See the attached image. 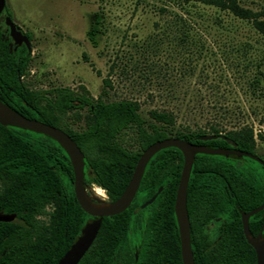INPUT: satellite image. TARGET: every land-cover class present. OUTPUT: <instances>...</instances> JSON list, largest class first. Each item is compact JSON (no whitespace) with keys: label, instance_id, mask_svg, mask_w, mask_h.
Wrapping results in <instances>:
<instances>
[{"label":"trees","instance_id":"16d2710c","mask_svg":"<svg viewBox=\"0 0 264 264\" xmlns=\"http://www.w3.org/2000/svg\"><path fill=\"white\" fill-rule=\"evenodd\" d=\"M192 1L247 19L264 36V12L243 7L239 0ZM100 23L95 18L91 34ZM30 59L23 44L10 48L0 28V101L27 118L66 132L83 154L84 184L101 188L109 201L126 187L141 152L166 137L208 147L234 145L255 154L252 128L227 130L209 123L173 130L176 118L170 110H149L151 121H146L134 100L104 101L101 96L92 97L83 86L80 91L33 89L23 80ZM78 109L85 110L84 126L74 129L66 118ZM127 129L137 149L119 140ZM204 135L216 138L205 140ZM182 162L176 147L156 152L129 206L102 218L92 244L77 264H182L174 213ZM154 194L153 201L142 207ZM263 202L264 166L259 162L247 156L195 154L186 194L194 264H256L254 249L243 235L241 212ZM0 211L14 215L11 221H0V264H56L83 225L93 219L75 198L73 170L64 149L44 134L2 124ZM263 222L264 208L249 217L253 236ZM210 223L215 224L213 235L207 231Z\"/></svg>","mask_w":264,"mask_h":264},{"label":"rangeland","instance_id":"374dc122","mask_svg":"<svg viewBox=\"0 0 264 264\" xmlns=\"http://www.w3.org/2000/svg\"><path fill=\"white\" fill-rule=\"evenodd\" d=\"M239 3L264 12V0ZM5 8L30 40L29 87L83 86L104 101L134 100L146 121L149 110H170L173 130L252 128L264 159V36L249 20L192 0H5ZM5 8L0 28L13 48ZM84 116L74 110L66 121L79 129ZM119 140L137 149L130 130ZM84 188L93 202L109 201L101 188Z\"/></svg>","mask_w":264,"mask_h":264},{"label":"water","instance_id":"95a60500","mask_svg":"<svg viewBox=\"0 0 264 264\" xmlns=\"http://www.w3.org/2000/svg\"><path fill=\"white\" fill-rule=\"evenodd\" d=\"M4 8L5 0H0V12H2ZM4 22L8 27L9 36L13 41V48L16 49L18 46L23 44L29 51L30 40L28 36L21 33L16 24L8 15L5 16ZM0 124L41 133L55 140L64 149L70 160L73 170V191L75 198L82 210L93 217L92 220L87 221L83 225L80 230V234L71 243L64 254L58 259L56 264L78 263V261L82 258V256L92 244L100 227L102 218L118 214L129 206L135 196L147 162L156 152L161 149L167 147H176L181 151L183 157L182 167L174 198V213L179 234V246L182 264H194L190 243V224L186 208V194L195 154L203 153L224 156H247L264 166V160L260 156L251 152L237 149L234 147V145H232V148L208 147L204 144L192 143L178 137H166L151 143L141 152L126 187L115 200L105 203H95L87 195L84 188L83 154L76 142L66 132L53 125L46 124L36 119L27 118L4 104L2 101H0ZM202 138L206 140L216 138V136L204 135ZM160 190L161 187H159L158 192ZM155 195L156 194H154L149 200L142 204V207L147 203L152 202L155 198ZM263 208L264 202L247 212H241L243 235L247 243L250 244L254 249L256 264H264V237L262 235L264 222L259 232L253 236L248 226V219L251 215ZM13 218V214H6L0 211V221H11Z\"/></svg>","mask_w":264,"mask_h":264},{"label":"flooded vegetation","instance_id":"af4514ba","mask_svg":"<svg viewBox=\"0 0 264 264\" xmlns=\"http://www.w3.org/2000/svg\"><path fill=\"white\" fill-rule=\"evenodd\" d=\"M6 25V24H5ZM6 27H7V25H6ZM7 29H8V27H7ZM8 34H9V30H8ZM23 34V33H22ZM27 36V35H26ZM10 37V36H9ZM12 40V39H11ZM22 45V44H21Z\"/></svg>","mask_w":264,"mask_h":264},{"label":"bare ground","instance_id":"6f19581e","mask_svg":"<svg viewBox=\"0 0 264 264\" xmlns=\"http://www.w3.org/2000/svg\"><path fill=\"white\" fill-rule=\"evenodd\" d=\"M99 193V192H98Z\"/></svg>","mask_w":264,"mask_h":264}]
</instances>
